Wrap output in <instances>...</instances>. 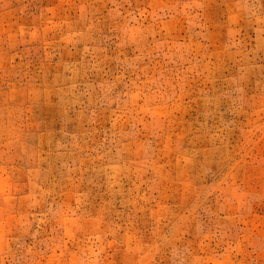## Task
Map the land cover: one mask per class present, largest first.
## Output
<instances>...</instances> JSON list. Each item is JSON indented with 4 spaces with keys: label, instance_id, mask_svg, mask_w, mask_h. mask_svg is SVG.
Returning <instances> with one entry per match:
<instances>
[{
    "label": "rangeland",
    "instance_id": "obj_1",
    "mask_svg": "<svg viewBox=\"0 0 264 264\" xmlns=\"http://www.w3.org/2000/svg\"><path fill=\"white\" fill-rule=\"evenodd\" d=\"M0 264H264V0H0Z\"/></svg>",
    "mask_w": 264,
    "mask_h": 264
}]
</instances>
